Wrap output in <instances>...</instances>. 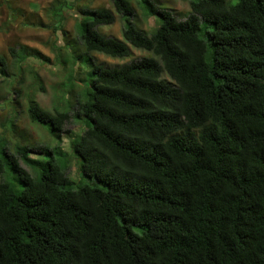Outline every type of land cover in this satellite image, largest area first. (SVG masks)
<instances>
[{"label":"trees","instance_id":"trees-1","mask_svg":"<svg viewBox=\"0 0 264 264\" xmlns=\"http://www.w3.org/2000/svg\"><path fill=\"white\" fill-rule=\"evenodd\" d=\"M110 1L51 9L55 32L77 13L81 41L55 46L72 90L66 76L54 110L37 100L42 84H26L49 58L26 45L10 46L12 62L0 53L4 105L48 134L36 148L0 134V264H264V0H185L184 18L138 0L155 16L150 32L131 0ZM118 14L122 37L104 34ZM133 49L146 53L112 67L93 55ZM77 63L91 69L85 90L73 86ZM73 112L78 131L67 129Z\"/></svg>","mask_w":264,"mask_h":264},{"label":"rangeland","instance_id":"rangeland-1","mask_svg":"<svg viewBox=\"0 0 264 264\" xmlns=\"http://www.w3.org/2000/svg\"><path fill=\"white\" fill-rule=\"evenodd\" d=\"M59 0H10L11 8L4 3V0H0V53H4L8 56V60L12 62V57L10 54V46L15 45H26L29 48H36L40 50L45 56L49 58L48 62L36 61L35 68L38 70L39 81L38 84H34L35 80L31 79L28 74H26V84L28 89L34 87V85L39 88L42 84L45 89L39 88L37 92V100L44 109L54 110L56 105V91L59 82H62L66 76H68V69H61V66L57 63L55 46H68V41H77L80 46V40L78 38V33L76 31V19H74L73 14H77L75 11H71L69 19L65 24L64 30L48 29L46 26L53 24L51 9ZM92 7L107 6L112 7L110 0H91ZM135 10L136 19L134 22L141 28L150 32L156 25V19L153 15H146L143 13L142 5L139 4L138 0H131ZM159 4L168 7L174 11V13L180 17L184 18L188 13L190 7L185 0H155ZM232 3L237 0H230ZM145 5V3H143ZM15 21L11 24L10 29L7 27V21L9 18L14 17ZM126 21L119 14L117 15L116 21L104 27H101V31L110 36L122 37V29L125 26ZM80 41V42H79ZM76 44V45H77ZM146 52L138 49H133V56L126 59H117L106 56L101 53L94 52L93 55L98 64H103L105 66H115L121 65L125 62L132 60L133 58H138ZM86 58V57H84ZM31 62H34L33 60ZM43 62V63H42ZM26 64V63H25ZM76 68L79 70V76L76 80L74 87L78 90H85L88 87L87 80L90 79L91 69L88 65L77 63ZM71 77L68 76L62 83L64 89H68L69 95L72 90ZM31 83V84H30ZM4 83H0V134H4L7 137H13L16 139L18 137L26 136L28 139L27 146L31 148H36L38 145L45 144L47 142L48 134L46 130L42 129L41 126L33 124L27 113L20 107L18 114L15 116L12 110H9L4 103L12 98L11 93L1 90V86ZM76 111V109H74ZM74 114V112H73ZM14 126L16 132H11L10 124ZM81 121L76 120V115H73V120L67 125V129L73 131H78L80 128ZM47 128V126H44ZM72 131V132H73ZM71 133V132H70ZM53 143V142H52ZM50 144V143H49ZM12 146V144H10ZM55 145V143L50 144V146ZM61 149L64 153H68V156L72 159L69 162L67 172L70 178L74 181L79 180L80 164L74 159L73 153L71 152L70 139L67 133L62 136ZM65 150V151H64ZM17 152V151H16ZM29 156L31 158H38L40 153L33 151L31 149ZM63 159L64 156L62 155ZM25 167H28L23 163ZM1 180V175H0Z\"/></svg>","mask_w":264,"mask_h":264}]
</instances>
